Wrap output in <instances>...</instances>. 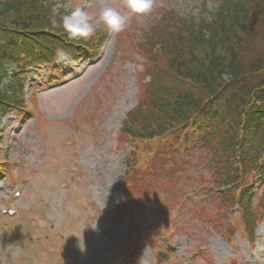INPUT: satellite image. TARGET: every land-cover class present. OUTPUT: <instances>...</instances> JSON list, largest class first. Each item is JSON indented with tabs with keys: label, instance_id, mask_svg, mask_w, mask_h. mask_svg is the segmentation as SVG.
<instances>
[{
	"label": "rangeland",
	"instance_id": "rangeland-1",
	"mask_svg": "<svg viewBox=\"0 0 264 264\" xmlns=\"http://www.w3.org/2000/svg\"><path fill=\"white\" fill-rule=\"evenodd\" d=\"M213 1L208 0L206 4L210 7ZM106 2L125 11L124 0ZM101 3L102 0H77V4L88 6L93 15L98 14ZM163 6L181 13L195 12L205 7L203 0H155L153 14L143 19L133 17L131 26L132 23L133 27L134 24L142 26L147 18L158 15L157 9ZM101 25L96 24V28ZM114 50V34L110 33L103 50L96 57L87 58L86 61L76 59L74 67L60 63L63 67L59 77L65 74L69 77V74L87 68L82 76L56 89L37 90V110L54 120L51 128L60 129L59 133H52L46 122L38 121L35 117L22 115L18 120L12 116L2 119L0 127L4 128V142L1 145L11 147L7 157L23 159L25 170L21 163L20 170L27 174L28 181L31 180L25 183L22 199L16 203L22 210L31 207L32 212L38 214L39 224L50 238L48 241L39 240L38 236H44L42 230H31L24 235L19 228L15 243L5 230V226L12 225L13 221L0 217V264H15L18 255L24 256L18 264H110L117 258L112 256L109 248L121 256L114 241L130 234L131 221L126 215L115 218L112 209L124 201L120 175L125 168L124 157L129 149L126 144H117L114 135L119 131L121 118L136 102L134 76L141 69V58L131 51L125 61L113 66L110 74L103 75ZM97 58L100 60L95 63ZM46 74L44 70L40 80H44ZM37 76L31 69L29 80H37ZM90 88L93 90L89 98L79 102ZM96 94L100 96L102 106L95 107L96 111L89 120H80L96 103ZM76 104L74 118L62 121L72 116ZM186 156L187 163L192 162L201 166V170L205 169V156L199 150L189 151ZM192 166L190 169H193ZM31 169H35L33 173H29ZM70 174H74L73 179ZM5 182V176L1 174L0 206L5 204L11 188ZM195 185L196 182L189 184L186 192H191ZM159 193L162 194L155 192ZM179 223L180 220L176 222L178 231L170 239L176 247L178 260L168 263L159 261L149 247H145L131 258L132 261L126 260L124 264H188L192 249L197 246L206 248L215 264H229L227 261L230 257L245 262L247 254L252 259L253 255L264 259V223L257 230L263 235L256 240L254 249L239 232L230 242L220 229L210 226L212 229L206 236L197 238L195 230L182 228ZM96 229L102 232L96 233ZM56 233L62 234L63 239H59ZM31 234L34 235L33 240L28 242ZM157 237L156 234L154 239ZM106 243L108 246L104 245ZM157 245L160 246L159 243ZM32 254L36 258L30 257ZM192 264L203 263L196 258Z\"/></svg>",
	"mask_w": 264,
	"mask_h": 264
},
{
	"label": "trees",
	"instance_id": "trees-1",
	"mask_svg": "<svg viewBox=\"0 0 264 264\" xmlns=\"http://www.w3.org/2000/svg\"><path fill=\"white\" fill-rule=\"evenodd\" d=\"M43 6L42 2L33 6L27 0H0V35L13 26L15 17L20 20L17 24L20 29H29L35 21L42 20L50 27L49 33L57 34L59 31L50 19L40 16L39 9ZM218 7L212 21H206L203 29L193 17L180 20V24L170 17L157 20L158 25L151 28L148 36L147 52L163 58L169 77L177 80L175 84L170 81L171 87L152 92L154 97L148 101L150 110L140 105L137 118L144 125L137 124L132 114L125 121L124 132L155 138L172 129L195 128V132L206 134L207 143L215 137L221 140L219 151L228 152L224 155L227 163L240 151L234 137L245 135L255 138L244 150L247 160L255 162L253 143L256 140L264 143V123H261L264 84L260 83V76L253 78L259 69L258 74L264 73V0H223ZM17 53L13 50L7 54L0 43L2 110L8 103L17 102L22 93L17 73L1 85L7 73L5 65L14 64ZM241 124L242 131L238 129ZM221 169L227 172L230 168Z\"/></svg>",
	"mask_w": 264,
	"mask_h": 264
},
{
	"label": "clouds",
	"instance_id": "clouds-1",
	"mask_svg": "<svg viewBox=\"0 0 264 264\" xmlns=\"http://www.w3.org/2000/svg\"><path fill=\"white\" fill-rule=\"evenodd\" d=\"M155 0H124L125 11H120L102 0L98 14H90L80 6H71L68 0H56L50 9V23L62 28L71 40L87 41L96 33V24H103L112 34L124 32L133 17L145 18L153 14ZM218 7V5H217ZM56 62L75 66L76 61L62 48L55 50ZM257 264H264V259H258Z\"/></svg>",
	"mask_w": 264,
	"mask_h": 264
}]
</instances>
